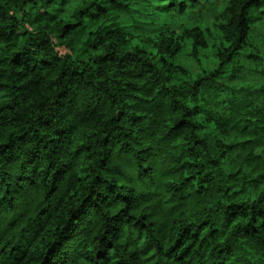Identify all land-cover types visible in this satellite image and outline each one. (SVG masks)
Masks as SVG:
<instances>
[{
    "label": "trees",
    "instance_id": "obj_1",
    "mask_svg": "<svg viewBox=\"0 0 264 264\" xmlns=\"http://www.w3.org/2000/svg\"><path fill=\"white\" fill-rule=\"evenodd\" d=\"M260 7L257 0H0V90L13 94L14 100L26 90L42 87L46 78L51 89L63 80L91 85L92 65H101L96 68L98 74L107 70L117 77L113 83L125 93V99L142 103L150 102L147 97L153 93L184 99L193 88L197 93L203 89L240 94L241 103L228 116L213 121L214 129L193 119H182L179 126L170 127L179 141L173 145L179 154L162 173L170 190L167 199L161 201L156 192L149 199L129 201L124 191L109 199L117 186L107 189L109 195L95 196L101 211L114 204L124 205L109 220L122 222L121 230L126 225L137 240L150 230L155 232L153 239H145L138 249L128 251L131 245L124 248L125 264H205V254L219 256L224 251L218 244L213 247L214 237L220 233V228L213 227L216 214L230 223L248 217L245 228L264 220V207L260 206L264 203V147L259 139L249 138L264 131V107L257 103L264 97V9L260 15L248 12L251 8L255 13ZM204 12L218 21V44L213 46L218 64L215 69L205 66L193 72L176 61L184 53L185 41L191 42L190 56L196 59L200 49L209 46L207 32L199 23ZM136 37H146L154 53L136 46ZM109 91L108 87L97 89L99 95ZM124 115L121 111L112 119ZM141 119L137 115L134 123ZM15 131L10 125L0 126V139ZM54 135L60 139L59 133ZM81 148L88 150L89 146L82 144ZM257 148L262 151H255ZM209 149L216 155L206 163L216 169L223 166L220 176L226 187L215 184L217 175L204 171L202 161ZM50 175L59 187L63 177L56 180L55 172ZM85 178L82 173L80 179ZM89 182H93L91 178ZM78 194L73 189L69 197ZM6 195L14 197V193ZM222 197L229 202H223ZM143 205H148L147 211ZM51 227L62 231L57 224ZM108 231L106 225L105 236L99 237L95 249L86 246L85 253L95 252V264H109L111 259L115 243L103 246ZM85 253L83 259L89 260ZM42 255L39 264L47 260V253ZM212 264L223 261L213 260Z\"/></svg>",
    "mask_w": 264,
    "mask_h": 264
},
{
    "label": "clouds",
    "instance_id": "obj_2",
    "mask_svg": "<svg viewBox=\"0 0 264 264\" xmlns=\"http://www.w3.org/2000/svg\"><path fill=\"white\" fill-rule=\"evenodd\" d=\"M257 3L261 7L255 13L249 8L250 15H260L264 9V0ZM261 24L264 25V16ZM97 67L101 65L89 68L91 85L63 80L57 81L56 89H51L46 78L42 87L26 90L18 101L7 90H0V126L16 129L10 137L0 139V264H39L44 259L42 253H47L45 264H95V252L85 253V249L88 245L96 248L99 237L105 236L106 225L109 231L103 246L108 247L110 241L115 243L109 264L117 259L125 264L128 257L124 248L131 245L128 251L138 249L145 239L151 241L155 232L150 230L137 240L126 225L121 230L122 222L109 220L124 205L114 204L101 211L95 196L109 195L107 189L117 186L109 199L117 191L126 192L129 201L149 199L156 192L160 193L161 201L167 199L170 190L162 173L179 154L173 147L179 141L170 133V127L179 126L182 119H193L207 122L214 129L213 121L228 116L241 103L240 94L230 90L201 89L197 93L196 88L191 95L185 94L184 99L155 93L147 97L148 103L125 99V93L113 83L117 77L107 70L98 74ZM102 87L110 91L99 95L97 89ZM175 100L180 103L175 104ZM257 103L264 107V97ZM121 111L126 115L112 119L119 117ZM195 112L199 115H193ZM137 115L142 119L134 123ZM55 133H59V140L55 139ZM249 138L259 139L264 147V131ZM82 144L89 146L88 150L81 148ZM255 151L261 152L262 148ZM215 155L212 149L204 155V171L217 175L215 184L226 187L220 176L223 166L216 169L206 163ZM52 172L56 180L63 177L59 187L50 175ZM82 173L85 179H80ZM73 189L79 193L74 198L69 197ZM6 193H14V197L9 199ZM151 204L155 206L156 201ZM260 206L264 207V203ZM143 207L148 210V205ZM167 207L164 205L163 209ZM247 219L230 223L216 214L213 227L220 228V233L214 237L213 247L218 244L224 251L219 256L205 254V264H212L213 260L223 264H264V220L245 228ZM53 223L62 231L53 229ZM82 253L90 259L84 260Z\"/></svg>",
    "mask_w": 264,
    "mask_h": 264
},
{
    "label": "rangeland",
    "instance_id": "obj_3",
    "mask_svg": "<svg viewBox=\"0 0 264 264\" xmlns=\"http://www.w3.org/2000/svg\"><path fill=\"white\" fill-rule=\"evenodd\" d=\"M222 11V7L220 9ZM199 21V19H198ZM203 28L206 30L209 38V46L206 49H200L198 59L190 56L191 42H184V53L177 59L176 62L180 63L186 69H191L193 72H199L202 67L208 66L210 69H215L218 61L215 58V49L213 46L218 44L217 36L218 33V21L211 17L208 13H202L200 15V21ZM210 32V34H209ZM133 43L140 48L147 50L148 52H153L152 48L147 43V38H135Z\"/></svg>",
    "mask_w": 264,
    "mask_h": 264
}]
</instances>
